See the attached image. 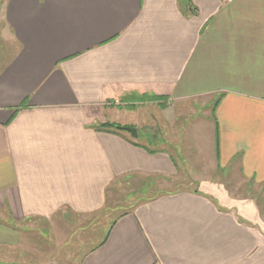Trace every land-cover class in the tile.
<instances>
[{
    "label": "crops",
    "instance_id": "obj_1",
    "mask_svg": "<svg viewBox=\"0 0 264 264\" xmlns=\"http://www.w3.org/2000/svg\"><path fill=\"white\" fill-rule=\"evenodd\" d=\"M228 172L264 198V0H0V264H264Z\"/></svg>",
    "mask_w": 264,
    "mask_h": 264
},
{
    "label": "rangeland",
    "instance_id": "obj_2",
    "mask_svg": "<svg viewBox=\"0 0 264 264\" xmlns=\"http://www.w3.org/2000/svg\"><path fill=\"white\" fill-rule=\"evenodd\" d=\"M208 106L210 107L211 104H209ZM144 144L146 146H149L148 143H144ZM222 177H224V178H223V181L221 183L225 185V188L228 191L227 195H229L228 197H226L224 199V202L227 203V206H230V205L233 206V204L243 205L247 201H251V202L253 201V203L257 204L261 208L262 213H264V198H261V194L263 192H260L259 189H257L255 186L252 187L251 185H248V183H246V180L244 179V177L242 175H239L237 172H235V173H233V172L229 173L228 172L227 174H225ZM158 185H160L159 188L155 187L152 190H149V192L145 194L146 196H143V192L140 191V188H138L139 190L136 194H132V195L130 194V196H125V194L122 193L120 196H117L114 198V206H115L114 209L115 210H112L110 212L115 213V215H117V212L119 210L118 207H120L121 209L122 208L127 209V207H130V206L133 207L134 204H136L137 202L148 198L149 196H151L152 194H154L156 192H159L157 189H164V191L173 190L174 187L184 186V185H186V183H179L177 185H173V184H167L165 182H159ZM136 186H140V184H137ZM234 194L237 197H233ZM249 197H253V198H249ZM112 204L113 203H111V205ZM127 210H129V209H127ZM262 213H260L259 217L260 218L262 217L261 220L264 222V214H262ZM108 216L107 217L105 216V217L108 219ZM106 218H104L103 220L105 221ZM70 249L71 248H67L66 249L67 252L65 250V251H62V253H70V252H68V250H70Z\"/></svg>",
    "mask_w": 264,
    "mask_h": 264
},
{
    "label": "water",
    "instance_id": "obj_3",
    "mask_svg": "<svg viewBox=\"0 0 264 264\" xmlns=\"http://www.w3.org/2000/svg\"><path fill=\"white\" fill-rule=\"evenodd\" d=\"M122 129H123V128H122ZM123 130H124V131H127L128 133H130L132 137H136V136H137V135H136V130H135V129H132V128H128V127H126V128H124Z\"/></svg>",
    "mask_w": 264,
    "mask_h": 264
},
{
    "label": "trees",
    "instance_id": "obj_4",
    "mask_svg": "<svg viewBox=\"0 0 264 264\" xmlns=\"http://www.w3.org/2000/svg\"><path fill=\"white\" fill-rule=\"evenodd\" d=\"M105 125H106V127L113 128L115 131L116 130H121V128L118 125L109 124V123L108 124H105Z\"/></svg>",
    "mask_w": 264,
    "mask_h": 264
}]
</instances>
